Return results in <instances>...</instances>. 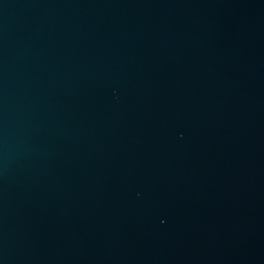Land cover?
I'll list each match as a JSON object with an SVG mask.
<instances>
[{
    "label": "water",
    "instance_id": "95a60500",
    "mask_svg": "<svg viewBox=\"0 0 264 264\" xmlns=\"http://www.w3.org/2000/svg\"><path fill=\"white\" fill-rule=\"evenodd\" d=\"M0 264H264V0H0Z\"/></svg>",
    "mask_w": 264,
    "mask_h": 264
}]
</instances>
